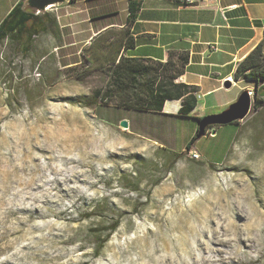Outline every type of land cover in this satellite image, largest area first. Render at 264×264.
<instances>
[{"label": "rangeland", "instance_id": "obj_1", "mask_svg": "<svg viewBox=\"0 0 264 264\" xmlns=\"http://www.w3.org/2000/svg\"><path fill=\"white\" fill-rule=\"evenodd\" d=\"M47 12L58 28L28 51L0 41V264H264V87L222 163L194 147L176 156L96 117L87 102L103 78H75L85 34ZM72 54L80 65L63 67ZM242 90L216 94L204 115ZM234 128L219 127L213 156L225 158Z\"/></svg>", "mask_w": 264, "mask_h": 264}, {"label": "crops", "instance_id": "obj_2", "mask_svg": "<svg viewBox=\"0 0 264 264\" xmlns=\"http://www.w3.org/2000/svg\"><path fill=\"white\" fill-rule=\"evenodd\" d=\"M181 1L141 0L140 9L130 25L126 24L128 0H71L49 10L56 12L65 33L85 34L81 41L84 46L89 44L92 36L107 29L113 32L126 29L133 43L125 51L128 57L164 62L170 53H187L184 72L175 82L197 88V102L188 115H180L181 100L175 99L166 100L160 112H140L114 106L93 111L100 121L110 125L126 121L130 133L160 147H169L173 152L184 150L195 138L190 149L194 147L210 164H220L236 139L239 122L216 126L214 134L197 137L198 121L192 117L206 116L205 109L220 103L216 94H223L232 85L236 89L253 88L256 94L264 87V82H259L256 89L254 80L234 79L237 64L264 38V0H195L193 5H184ZM23 2L0 0V23ZM201 98L205 101L199 105ZM229 125L235 128L226 134L231 143L222 160L213 153L217 147H222L219 136L224 133L219 134V127ZM209 139L213 140V146L206 144ZM201 148H206V156V151Z\"/></svg>", "mask_w": 264, "mask_h": 264}, {"label": "trees", "instance_id": "obj_3", "mask_svg": "<svg viewBox=\"0 0 264 264\" xmlns=\"http://www.w3.org/2000/svg\"><path fill=\"white\" fill-rule=\"evenodd\" d=\"M141 0H128V16L126 24L130 25L136 18L140 9ZM49 16V17H48ZM47 26L58 28L54 17L48 12L41 15H33L21 10V4L14 7L7 17L0 23V41L12 38L21 49L28 51L32 47V38ZM68 41L67 45L71 46ZM264 38L240 61L234 72V79L240 78L254 80L256 89L259 82H264ZM133 46L128 31L113 32L107 29L91 37L87 46L82 47L80 54L83 57L81 72L75 74V78L83 82L91 72H97L103 78V85L95 88L88 99L87 106L92 110L99 107H119L140 112H160L166 100H181L179 113L188 115L195 107L197 88L184 83H176L175 80L184 72L188 62L187 53H170L166 61L154 60L144 57H128L125 51ZM60 48V47H58ZM62 50V49H61ZM60 50L62 54L63 51ZM63 67L68 68L80 65L74 54L71 59H61ZM261 99H255L254 107H258ZM196 121L201 118L192 117ZM195 138H192L185 147L186 151ZM162 148L167 149L163 146ZM178 156V153H175ZM117 222L109 229L114 230ZM99 241L94 245V254H98L104 243Z\"/></svg>", "mask_w": 264, "mask_h": 264}, {"label": "water", "instance_id": "obj_4", "mask_svg": "<svg viewBox=\"0 0 264 264\" xmlns=\"http://www.w3.org/2000/svg\"><path fill=\"white\" fill-rule=\"evenodd\" d=\"M70 1L71 0H24L21 4V10L33 15H41L47 12L50 8L64 6ZM226 84L229 86L230 83L227 82ZM254 93L255 91H253V94ZM251 101L248 90L242 91L237 99L220 113L202 117L198 121L196 136L200 137L205 135L207 129L210 130V134H214V127L216 126L237 123L239 120H243L250 110ZM119 126L126 129L127 122L122 120L119 122Z\"/></svg>", "mask_w": 264, "mask_h": 264}, {"label": "built area", "instance_id": "obj_5", "mask_svg": "<svg viewBox=\"0 0 264 264\" xmlns=\"http://www.w3.org/2000/svg\"><path fill=\"white\" fill-rule=\"evenodd\" d=\"M182 2V4H184V5H193L194 3H195V0H192V1H181ZM248 93H249V95L251 96H253V91H248ZM209 132V134H210V130L209 129H207V132L206 133H208ZM193 158H197L198 157V155L197 154H192L191 155Z\"/></svg>", "mask_w": 264, "mask_h": 264}, {"label": "bare ground", "instance_id": "obj_6", "mask_svg": "<svg viewBox=\"0 0 264 264\" xmlns=\"http://www.w3.org/2000/svg\"><path fill=\"white\" fill-rule=\"evenodd\" d=\"M182 1H192V0H182Z\"/></svg>", "mask_w": 264, "mask_h": 264}]
</instances>
